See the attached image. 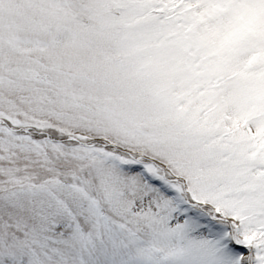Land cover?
I'll list each match as a JSON object with an SVG mask.
<instances>
[{
	"label": "snow or ice",
	"instance_id": "6c2138e0",
	"mask_svg": "<svg viewBox=\"0 0 264 264\" xmlns=\"http://www.w3.org/2000/svg\"><path fill=\"white\" fill-rule=\"evenodd\" d=\"M0 264H264V0H0Z\"/></svg>",
	"mask_w": 264,
	"mask_h": 264
}]
</instances>
